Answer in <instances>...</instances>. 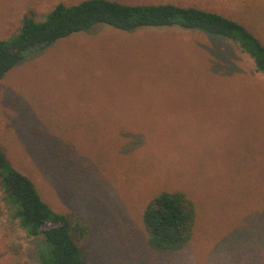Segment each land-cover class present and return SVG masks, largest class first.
Listing matches in <instances>:
<instances>
[{"label": "rangeland", "instance_id": "1", "mask_svg": "<svg viewBox=\"0 0 264 264\" xmlns=\"http://www.w3.org/2000/svg\"><path fill=\"white\" fill-rule=\"evenodd\" d=\"M81 1L0 0V40L26 14L44 22ZM0 152L55 211L90 226L86 264H264V75L201 31L99 24L28 54L0 81ZM164 191L197 208L194 237L175 253L151 249L141 220ZM41 254L0 195V264Z\"/></svg>", "mask_w": 264, "mask_h": 264}, {"label": "trees", "instance_id": "2", "mask_svg": "<svg viewBox=\"0 0 264 264\" xmlns=\"http://www.w3.org/2000/svg\"><path fill=\"white\" fill-rule=\"evenodd\" d=\"M230 16L192 5L170 2L125 3L118 0H83L55 6L44 22L26 14L21 30L0 40V81L25 57L57 41L99 24L124 32L143 28L178 27L201 31L209 38L232 45L264 75V9L256 0H230ZM235 8V9H234ZM261 18V19H258ZM0 195L18 226L41 246V264H86L81 243L91 232L75 214L55 211L35 183L0 152ZM142 225L148 246L159 253L183 250L197 225L195 203L181 191H164L145 207Z\"/></svg>", "mask_w": 264, "mask_h": 264}]
</instances>
